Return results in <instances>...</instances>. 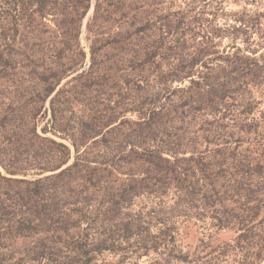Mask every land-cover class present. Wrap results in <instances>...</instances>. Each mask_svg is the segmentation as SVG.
Returning a JSON list of instances; mask_svg holds the SVG:
<instances>
[{
    "label": "trees",
    "instance_id": "16d2710c",
    "mask_svg": "<svg viewBox=\"0 0 264 264\" xmlns=\"http://www.w3.org/2000/svg\"><path fill=\"white\" fill-rule=\"evenodd\" d=\"M262 88L264 0H0V264H264Z\"/></svg>",
    "mask_w": 264,
    "mask_h": 264
},
{
    "label": "rangeland",
    "instance_id": "374dc122",
    "mask_svg": "<svg viewBox=\"0 0 264 264\" xmlns=\"http://www.w3.org/2000/svg\"><path fill=\"white\" fill-rule=\"evenodd\" d=\"M164 6V5H163ZM242 6H243V3L242 2H239L238 4L236 3H233L231 1H227L225 2L223 5H222V9H223V14L225 15H230L231 13H234V12H237L239 10L242 9ZM249 9H251V6H248ZM91 13V11L89 12V14ZM222 14V13H221ZM218 22L219 23H223V21L225 20L226 16H220L218 17ZM48 22H49V19H48ZM85 24H86V19H84L82 21V24H81V29H80V37H79V41H80V45L81 47L84 48V51L86 52L87 54V58L85 60V63L88 64V43L86 41V32H85ZM230 43L229 39L225 38L222 42H220V47H223V46H226ZM86 68V66H85ZM84 69V68H82ZM80 69L79 72L82 70ZM76 73L68 76L65 80L62 81L65 82L66 80H69L71 77L75 76ZM264 90V88H262V91ZM254 97V100L257 102V107H256V110L258 111H262L264 112V93L260 91V89H257L253 95ZM48 105V103L46 102V106ZM258 113H255V116H257ZM127 115L131 118H134L133 115L127 113ZM43 126V123L40 122L39 123V126H38V133L41 134V135H44L41 133L40 131V128ZM45 136H49L51 138H54L55 140L57 141H60V142H64L66 145L70 146L68 142L64 141V140H61L57 137H54L52 135H50L49 133L46 134ZM35 172V170H30L28 171V176L26 177H22L20 175H17V176H10L8 174H6L4 172V170L1 168L0 166V173L2 175H4L5 177H8V178H15V179H18V178H22V179H29V178H34L35 176L32 175L33 173ZM48 174V173H47ZM45 175V174H44ZM36 178V177H35ZM141 200L140 201H136L135 204H134V208H137V206H139ZM142 202H146V200H143ZM189 231H188V234H185L183 236H179V238L177 239V245L180 246V248L182 250H186V249H191V251H194L195 248H202V245H201V241L204 240V242L208 241V236L205 231L200 227V225H190L189 226ZM198 227V228H197ZM221 238H230L229 235H226V236H221ZM213 239L212 242H219L221 239L216 236H213ZM200 256L202 257V253L200 254ZM107 263H112V264H116L117 261L119 260V257L118 255H112V254H106L104 257H103ZM146 260L147 258L143 257L141 260H139L138 262H134L133 260H127L126 262L122 263V264H135V263H138V264H145L146 263ZM205 260V259H204ZM221 264H225V262H221Z\"/></svg>",
    "mask_w": 264,
    "mask_h": 264
},
{
    "label": "water",
    "instance_id": "95a60500",
    "mask_svg": "<svg viewBox=\"0 0 264 264\" xmlns=\"http://www.w3.org/2000/svg\"><path fill=\"white\" fill-rule=\"evenodd\" d=\"M88 62H89V59H88ZM53 173H56V172H53ZM53 173H51V174H53ZM45 175H50V173H48V174H45ZM14 178V177H13ZM16 178V177H15ZM18 179H22V178H18Z\"/></svg>",
    "mask_w": 264,
    "mask_h": 264
}]
</instances>
